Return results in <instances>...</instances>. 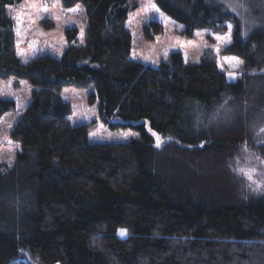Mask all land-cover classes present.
Masks as SVG:
<instances>
[{"label": "trees", "instance_id": "1", "mask_svg": "<svg viewBox=\"0 0 264 264\" xmlns=\"http://www.w3.org/2000/svg\"><path fill=\"white\" fill-rule=\"evenodd\" d=\"M17 1L0 0V76L35 88L10 130L20 150L0 161V264H264V185L239 163L246 149L264 160V0H156L186 36L232 23L224 52L244 60L233 81L209 55L131 59L132 0H62L83 3L86 44L67 28L60 57L22 63L6 12ZM90 83L101 120L136 138L90 142V124L69 123L58 90ZM13 105L0 98V115ZM146 122L169 138L155 145Z\"/></svg>", "mask_w": 264, "mask_h": 264}, {"label": "rangeland", "instance_id": "2", "mask_svg": "<svg viewBox=\"0 0 264 264\" xmlns=\"http://www.w3.org/2000/svg\"><path fill=\"white\" fill-rule=\"evenodd\" d=\"M125 19V26L131 33L130 58L152 66L169 61L173 52L181 54L184 62H197L209 55L215 58L218 69L225 78L233 81L242 71L244 60L236 55L224 52L231 41L232 23H226V29L216 31L212 28L196 29L192 36L183 34L184 25L156 4V0H132ZM7 14L13 18L15 29V54L22 63L34 57L50 55L60 57L68 44L65 30L78 29L76 42L86 44L87 14L81 1L71 6L62 0H20L6 6ZM151 20L163 25V31L153 38L144 35L143 27ZM252 25L251 21L248 23ZM248 26V25H247ZM35 86L26 78L14 74L0 76V98L13 100L14 105L0 115V161L11 165L20 145L10 136L13 124L22 117ZM94 91L92 83L85 86L63 85L58 90L61 100L66 102L70 111L67 114L71 125L90 124L87 138L90 142H127L138 136L131 128H110L99 116L98 99L89 101ZM135 123V122H134ZM155 145H160L169 137L149 126ZM264 136V125L260 128ZM240 170L246 176L253 189L264 185V160L253 155L249 149L243 151ZM120 235H124L119 230Z\"/></svg>", "mask_w": 264, "mask_h": 264}, {"label": "snow or ice", "instance_id": "3", "mask_svg": "<svg viewBox=\"0 0 264 264\" xmlns=\"http://www.w3.org/2000/svg\"><path fill=\"white\" fill-rule=\"evenodd\" d=\"M124 230H121V233L123 234Z\"/></svg>", "mask_w": 264, "mask_h": 264}]
</instances>
